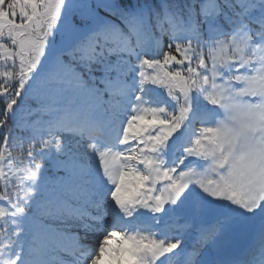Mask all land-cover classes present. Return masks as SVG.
<instances>
[{"label": "snow or ice", "instance_id": "obj_1", "mask_svg": "<svg viewBox=\"0 0 264 264\" xmlns=\"http://www.w3.org/2000/svg\"><path fill=\"white\" fill-rule=\"evenodd\" d=\"M0 264H264V0H0Z\"/></svg>", "mask_w": 264, "mask_h": 264}]
</instances>
